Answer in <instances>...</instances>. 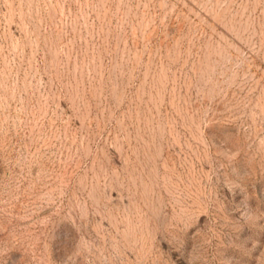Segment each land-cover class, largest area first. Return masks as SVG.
Wrapping results in <instances>:
<instances>
[{
  "label": "rangeland",
  "instance_id": "obj_1",
  "mask_svg": "<svg viewBox=\"0 0 264 264\" xmlns=\"http://www.w3.org/2000/svg\"><path fill=\"white\" fill-rule=\"evenodd\" d=\"M0 264H264V0H0Z\"/></svg>",
  "mask_w": 264,
  "mask_h": 264
}]
</instances>
